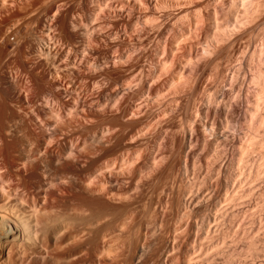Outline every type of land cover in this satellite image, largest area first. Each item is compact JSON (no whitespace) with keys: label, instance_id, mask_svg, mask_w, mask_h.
I'll use <instances>...</instances> for the list:
<instances>
[{"label":"bare ground","instance_id":"1","mask_svg":"<svg viewBox=\"0 0 264 264\" xmlns=\"http://www.w3.org/2000/svg\"><path fill=\"white\" fill-rule=\"evenodd\" d=\"M37 1L0 0V264H264V0Z\"/></svg>","mask_w":264,"mask_h":264},{"label":"rangeland","instance_id":"2","mask_svg":"<svg viewBox=\"0 0 264 264\" xmlns=\"http://www.w3.org/2000/svg\"><path fill=\"white\" fill-rule=\"evenodd\" d=\"M18 1H19V0H18ZM35 1H37V0H34V2H35ZM40 1H41V0H40ZM0 3H1V2H0ZM37 3H40L39 0L36 2V5H37ZM41 3H42V2H41ZM41 3H40V5H38V7H40V8L42 7V6H41ZM9 5H10V4H9ZM36 5H35V7H37ZM43 7H44V6H43ZM43 9H44V8H43ZM43 9L41 8V10H43ZM41 10H40V12H41ZM38 11H39V10H38ZM40 12H36V13H35V12H34V13L32 12V13H31V11H29V9H28V11L26 10V13H30L31 15L35 14V16H31V15H29V16H31V17H29L28 14H27V15L24 14V15L27 16V17L22 16V20H21L20 17H19L20 19H19V18L16 19V20L20 21L19 23H20V24L22 23V25H20V24L18 23V21H17V23H15L16 20H14V21L7 22V23H8V26L10 25L9 23H11V22H12L13 24H14V23L17 24V26L20 25V26H19L20 28L23 26V28H21V30H22L21 32L25 33L24 36H25L26 33H27L26 36H27L28 38L25 37L26 40H27V41H32V42H34V43L37 44V45H40V44H41V46H43V45H44V44H43L44 41H42V40H40V39H39V40H40V41H39V40H38V37H37V38L35 37V34H31V33H36V32L39 30V27H38L39 24H38V26H37L38 28L36 27V25H37V21H36V20L39 19V20H38V23H39V21L41 20L39 17L44 18V16H45V13H46V12H45V13H41V15L39 16ZM37 13H39V14H37ZM42 14H43L44 16H42ZM36 15H37V16H36ZM38 16H39V17H38ZM23 17H24V18H23ZM34 17L37 18V19H35ZM94 17L96 18V16H93L92 19H93ZM32 18H34V22H35V23L33 22V19H32ZM117 18L120 19L118 16H115V15H114V16H112V19H111V17H110V20H111V21H113V19L118 20ZM23 19H24V20H23ZM28 19H29V20H28ZM25 20H26V21H25ZM27 20H28V21H27ZM94 20H95V19H94ZM24 22H26V23H24ZM12 23H11V25L9 26V28H13V26H12L13 24H12ZM27 23H28V24H27ZM32 23H33V25H32ZM3 24H4V25H3ZM3 24H2V26H3V27H2L3 30H5V28H8L6 22L3 23ZM23 24H24V25H23ZM25 24H26V25H25ZM27 25H28V26H27ZM30 25H31V26H30ZM34 25H35V26H34ZM106 25H107V26H106ZM106 25H105L106 27H108V25H109V27H110L112 24H111V22H110V23H107ZM5 26H6V27H5ZM15 26H16V25H15ZM24 26H25V28H27V29H25ZM26 26H27V27H26ZM30 28H31V29H30ZM36 28L38 29L37 31H36ZM24 29L26 30L25 32H24ZM29 29L32 30L33 32H31ZM27 30H28V31H27ZM10 31H11V29L8 31V33H7L8 35L5 34L6 37H4V38H5V40L13 41L16 37H15V35L12 33V31H11V32H10ZM34 31H36V32H34ZM23 33H22V34H23ZM12 34H13V35H12ZM22 34H21V35H22ZM9 35H10L11 37H10ZM7 36H8V37H7ZM22 36H23V35H22ZM30 36H31V37H30ZM33 36H34V37H33ZM36 36H37V33H36ZM115 36H116V35H115ZM115 36L113 37L114 39L116 38ZM32 38H33V39H32ZM34 38H36V39L34 40ZM67 38H68V37L63 36V35H62V37L59 36L58 38H56V39H57V40L55 39V45H56V46H55V45H52L54 42L51 41V43L49 44V45L51 46V48L49 47V48H50V52L48 51V53H47V58L49 57V58H48L49 60L47 59V60H48V61H47V62H48V66H49V65L51 66V64L49 63V62H51L50 58L53 57V55H55V54H54V53H55V49H54V47L56 48L57 46H58V47L60 46V47L63 48V50H64V53H63V54H64V55H63V58H62V59H63V60H64V59L66 60L67 57H65V56H66V54H67V56H68V54H70V51H72L71 49H72L73 45L76 46V45H79V43H80V42H79V41H80L79 39H74V40L71 39V40H70V38H69V39H67ZM31 39H32V40H31ZM69 40H70V41H69ZM72 41H73V42H72ZM41 42H42V43H41ZM71 42H72V44H70ZM67 43H68V45H67ZM76 43H77V44H76ZM42 44H43V45H42ZM61 45H62V46H61ZM69 45H70L71 47H70ZM80 45H81V43H80ZM52 46H54V47H52ZM63 46H64V47H63ZM77 47H80V46H77ZM81 48H82V46L80 47V50H81V53H82V52H84V51H83V49H81ZM53 52H54V53H53ZM49 53H50V54H49ZM84 53H85V52H84ZM50 55H51V56H50ZM14 58H16V57L13 56V58L11 59L12 64L10 63L11 66L9 65L10 67H8V69H9V71L12 72V73L16 71V72H18L17 74H20V73H22V71H18V70H17V69H20V68H19V66H20V62H18L19 59L16 58L18 61L14 60V62H13V59H14ZM17 62H18V64H17ZM17 65H18V66H17ZM70 66H71V64H70V65L68 64L67 68L70 67ZM51 67L53 68V65H52ZM51 67H49V68H51ZM10 68L12 69V71L10 70ZM52 68H51V69H52ZM67 68H66V69H67ZM66 69H65V70H66ZM20 70H21V69H20ZM67 71H68V69H67ZM67 71H66V72H67ZM68 73H69V74H68ZM68 73H67V74L70 75V72H68ZM14 74H15V73H14ZM20 75H21V74H20ZM69 77H70V76H69ZM70 79H71L73 82L76 81V82H77V83L75 82L76 84H81V83H82V80H81V79H78V78H75V77H70ZM80 81H81V82H80ZM208 133H209V132H208Z\"/></svg>","mask_w":264,"mask_h":264}]
</instances>
